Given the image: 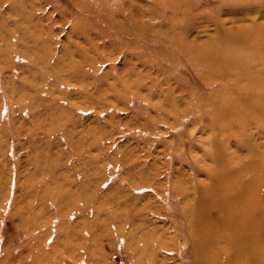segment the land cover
Listing matches in <instances>:
<instances>
[{
    "label": "rangeland",
    "instance_id": "1",
    "mask_svg": "<svg viewBox=\"0 0 264 264\" xmlns=\"http://www.w3.org/2000/svg\"><path fill=\"white\" fill-rule=\"evenodd\" d=\"M232 2L0 0V264H196L225 183L262 195L263 129L217 117L257 86L203 47L264 23Z\"/></svg>",
    "mask_w": 264,
    "mask_h": 264
},
{
    "label": "bare ground",
    "instance_id": "2",
    "mask_svg": "<svg viewBox=\"0 0 264 264\" xmlns=\"http://www.w3.org/2000/svg\"><path fill=\"white\" fill-rule=\"evenodd\" d=\"M232 1L238 8L258 6L259 9L264 10V0ZM260 12L262 11L258 10L255 13L246 10L245 13ZM127 18L130 19L131 16L127 15ZM223 37L224 48L220 47V51L212 48L213 45L210 44L212 42L203 46L207 59L220 56L225 59V61L219 60L221 62L230 64L233 61L231 68L237 73L233 71L236 77L244 80L246 84L256 85L257 90L251 92L247 89L243 95L240 93L234 97H223L217 106L220 107L217 117L237 126L243 122L242 118H247L264 131V67L261 66L264 62V23H251L238 29H230ZM175 44L186 56L195 58L200 54L201 48L196 49L193 45H188L179 35ZM222 65L213 66L212 71H216L215 67L220 69ZM233 115L237 117L231 119ZM255 159H262L261 155L255 154ZM247 169H249L248 165L244 166V169L241 168L240 174H244ZM219 170L220 172L213 176L217 181L218 177L224 178L228 174L223 164H220ZM253 181L249 182L250 192L247 186H243V182L231 190L229 186L232 185L225 183V188L230 191V197L220 198L217 204L218 216L220 215L218 222H208L202 214L195 219L193 257L196 264H264V235L252 234L264 233V192L259 196V191H253L252 188H256L253 187L255 183L260 188L263 186L260 182ZM218 184L221 186L220 183ZM206 226L209 229L204 232ZM221 241L220 247L214 249V244Z\"/></svg>",
    "mask_w": 264,
    "mask_h": 264
}]
</instances>
